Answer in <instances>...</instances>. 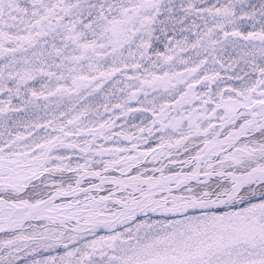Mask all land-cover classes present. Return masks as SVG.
I'll return each instance as SVG.
<instances>
[{
  "label": "snow or ice",
  "instance_id": "snow-or-ice-1",
  "mask_svg": "<svg viewBox=\"0 0 264 264\" xmlns=\"http://www.w3.org/2000/svg\"><path fill=\"white\" fill-rule=\"evenodd\" d=\"M0 233V264H264V0H0Z\"/></svg>",
  "mask_w": 264,
  "mask_h": 264
},
{
  "label": "rangeland",
  "instance_id": "rangeland-1",
  "mask_svg": "<svg viewBox=\"0 0 264 264\" xmlns=\"http://www.w3.org/2000/svg\"><path fill=\"white\" fill-rule=\"evenodd\" d=\"M199 87V86H198ZM140 99L143 100V94L140 95ZM98 101V106H100V111L101 113L104 114V118L107 119L109 115L112 116V118L115 120V127H113L112 131L113 132H119V133H126L129 136L132 135H138L139 134V127L143 126L142 124V116L139 112H132L129 113L128 115H123L119 109H113L108 113L104 112V109L102 107L104 100L102 97H98L97 98ZM129 107H131L132 109H137L140 108L141 105L136 101V100H130L128 101ZM41 115H43V113H41ZM118 117V118H117ZM85 123H88V121H85ZM214 123H218L217 121H214ZM91 126V125H89ZM144 135H147V133H145ZM159 136L160 133H154L152 137H150L149 139V143L148 144H143L142 142L140 143V147L139 150L143 151L149 147L151 148H156L158 141H159ZM178 135H174L173 136V140L178 139ZM191 140V143H188V147H187V151H185L183 148L178 150V154H176L177 150L173 149V153L176 154L175 155V159L177 160V164H169L168 163V158H162L163 162L165 164L168 165V168L172 170V172H176L179 173L181 171L187 172L191 170V167H193L194 165H185L182 162L185 160H188L190 158H193L198 151H200L201 148H203V141H202V137H190L189 138ZM247 139V138H245ZM255 139L257 141V143H259L261 141V137L259 136V134H255ZM98 144H102L105 147L108 148H113V147H117V146H129L130 147V143L127 140H121L119 144L115 143V138L113 141H107L105 142L104 140H98L97 141ZM187 143V142H185ZM61 152H63L65 155L68 154V152L66 150L61 149ZM72 159V166L75 167L77 163L79 164H83L84 163V159L81 158V155H72L71 157ZM96 159H99V157H96ZM213 163L215 164V162L213 161ZM161 165L160 163H153L151 156L148 158L147 162H142L141 168L142 170H146L148 175H152L153 174V170L154 168H159ZM93 170H97V167L95 165H93ZM231 168H228L227 171H231ZM172 172L169 171H165V175H171ZM112 175H119V173H111ZM135 174V173H133ZM157 176L159 175V172L155 173ZM237 175H239V173H237ZM202 178L200 180H204V176L203 174L200 175ZM218 177H213V178H208V183L212 186L215 187L216 182L218 181ZM52 181H55V184L52 183ZM95 183L96 181L93 180ZM76 182V176L73 172L70 171H64L63 173L57 172L55 173V175H53L51 177V180L49 181V184L47 185L46 191H51V192H55L56 188L59 185H63L65 188L69 187V185L74 186ZM192 184H196V183H192ZM42 187H44L42 185ZM82 187L84 188H88L87 184H83ZM110 187V186H107ZM100 195H107L106 192L101 191ZM81 199H83V197L81 196ZM67 200H60L58 201V204L60 203H66ZM161 217L159 216H155L154 219H160ZM4 237V233L0 234V238Z\"/></svg>",
  "mask_w": 264,
  "mask_h": 264
},
{
  "label": "bare ground",
  "instance_id": "bare-ground-1",
  "mask_svg": "<svg viewBox=\"0 0 264 264\" xmlns=\"http://www.w3.org/2000/svg\"><path fill=\"white\" fill-rule=\"evenodd\" d=\"M198 152H199V151H198ZM198 152H197V153H198ZM196 155H197V154H196ZM196 155H195V156H196ZM195 156H194V157H195ZM194 157H193V158H194ZM201 164H203V161H201ZM193 165H194V164H193ZM201 178H202V177L200 176V179H201ZM208 178H210V177H208ZM208 178H205V177H204V180H205V179H208ZM85 179H92V180H95L96 183H99V181L96 180L94 177H85ZM191 183H196V181H195V180H194V181H191ZM75 186H76V182H75L74 186H72V187H75ZM107 186H109V185H106V187H107ZM67 199H68V198H65V197H57V198H56V203H58V201H60V200H67Z\"/></svg>",
  "mask_w": 264,
  "mask_h": 264
},
{
  "label": "water",
  "instance_id": "water-1",
  "mask_svg": "<svg viewBox=\"0 0 264 264\" xmlns=\"http://www.w3.org/2000/svg\"><path fill=\"white\" fill-rule=\"evenodd\" d=\"M214 176H215V177H217L215 174H214V175H212L211 177H214Z\"/></svg>",
  "mask_w": 264,
  "mask_h": 264
}]
</instances>
